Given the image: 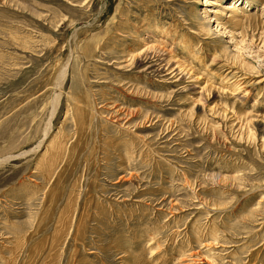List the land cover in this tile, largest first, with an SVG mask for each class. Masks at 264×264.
<instances>
[{
    "label": "rangeland",
    "instance_id": "1",
    "mask_svg": "<svg viewBox=\"0 0 264 264\" xmlns=\"http://www.w3.org/2000/svg\"><path fill=\"white\" fill-rule=\"evenodd\" d=\"M212 1L0 0V264H264V0Z\"/></svg>",
    "mask_w": 264,
    "mask_h": 264
},
{
    "label": "bare ground",
    "instance_id": "2",
    "mask_svg": "<svg viewBox=\"0 0 264 264\" xmlns=\"http://www.w3.org/2000/svg\"><path fill=\"white\" fill-rule=\"evenodd\" d=\"M236 1H239V0H233V2L226 4L224 7V10H222V11H220L219 9H215V11H214L216 13V15L219 14L220 12H221V14H228V17L230 18V20L232 22L231 24L233 25L232 28L233 27H235V28L239 27L244 22L243 19L239 18V16H241V12L239 11L240 8H238L236 3H234ZM213 3H214V1H212V0H204V5L213 4ZM225 10H227L228 13L225 12ZM222 25H223V23H222ZM60 76L66 77L67 76V70H64V72H62L60 74ZM259 83H261V82H259Z\"/></svg>",
    "mask_w": 264,
    "mask_h": 264
}]
</instances>
